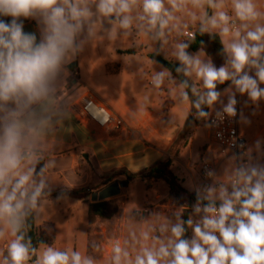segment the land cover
Returning a JSON list of instances; mask_svg holds the SVG:
<instances>
[{
    "label": "crops",
    "instance_id": "crops-1",
    "mask_svg": "<svg viewBox=\"0 0 264 264\" xmlns=\"http://www.w3.org/2000/svg\"><path fill=\"white\" fill-rule=\"evenodd\" d=\"M97 2L90 0L93 15L84 22L74 48L66 54L52 81L53 91L46 99L32 105L36 115L30 135L34 138L35 156L22 162V171L34 167L36 172L38 160L43 159L46 173L37 178L34 172L32 180L37 184L43 180L44 190L90 188L96 192L112 184H106L107 178L116 172L139 174L171 160L173 172L187 190L199 192L201 196L207 195L209 187H215L218 192L219 182L225 177L222 168L235 165L237 156L232 152L221 153L212 144L207 120L226 105L231 96L241 100L239 128L248 142L244 155L251 159L264 156V98L253 101L247 93H240L231 81L217 83L218 92L226 97L209 106L204 124L201 116L194 112L190 97L184 100L181 96V91L186 92V89H181L179 80L149 57L159 52L166 59L180 63L176 57L177 45L183 43L188 45L186 51L190 55H198L204 62L211 60L203 50L189 51L192 40L183 38L186 30L194 33L200 30V20L194 21L190 13L195 12L199 17L201 10L189 5L184 11L174 12L175 19L169 22L161 36L158 27L149 30L146 22L138 20L139 6L133 9V22L125 29L114 16L98 13ZM254 3L261 16L247 22L248 30H254L257 24L264 26V0H254ZM165 7L171 11L168 0H165ZM224 10L237 20L231 9V0H225ZM203 11L211 16L215 9L205 6ZM28 19L24 31L35 33L39 42L43 24L39 17ZM206 33L217 34L214 30ZM131 50L134 53H128ZM162 71L169 75L160 87H156L153 77ZM250 74L254 75L255 69ZM191 75L196 77L195 73ZM260 87L264 88V83ZM84 95L96 98L114 117L122 120L123 125L101 127L89 118L80 117L75 104ZM9 106L14 107L11 102ZM205 161L218 163L215 181L209 186L203 184L201 174V165ZM125 180V175H119L113 182ZM133 186L141 188L138 200H130L128 190ZM169 191L163 180L147 188L140 178L134 179L113 198L121 201L120 211L111 219H100L94 224L89 219L91 197L89 202L69 195L38 200L36 226L43 228L46 223L54 224L56 240L52 246H41L37 259L45 248L53 247L62 251H79L93 259L94 264H112V255L106 253L105 248L116 239L122 240L123 247L133 259L142 246L158 247L159 241L167 243L171 226L185 219L181 217L184 207L169 197ZM216 197L217 194L215 203H220ZM202 200L209 203L207 199ZM196 214L199 223L201 217ZM162 227L166 230L161 231ZM145 232L149 236L147 241L142 237ZM193 236L192 226H189L187 239L191 240ZM11 239L13 237L7 232L0 239V264L7 257V245ZM128 239L132 241L131 245H128ZM27 264H34L31 258Z\"/></svg>",
    "mask_w": 264,
    "mask_h": 264
},
{
    "label": "clouds",
    "instance_id": "clouds-1",
    "mask_svg": "<svg viewBox=\"0 0 264 264\" xmlns=\"http://www.w3.org/2000/svg\"><path fill=\"white\" fill-rule=\"evenodd\" d=\"M90 0H0V239L9 234L13 239L7 245V257L2 264H27L36 249L31 241L25 242L21 231L29 209L37 206L38 198L45 189V182L32 180L34 167L21 170L22 162L34 158L33 131L35 110L32 105L46 99L53 91L54 80L69 50L74 48L76 36L84 22L93 15ZM98 0L96 10L103 16H114L120 27L129 28L133 22V9L140 7L138 20L146 22L148 29H160L159 35L175 19L174 12L192 9L201 10L197 17L201 32L216 31L227 59L217 68L211 60L204 62L198 55H190L187 44H178L176 57L182 67L176 69L186 76L195 73L203 81L207 92L199 95L195 107L211 106L220 93L217 83L231 81L240 93H247L257 101L264 98V26L257 24L248 30V23L260 18L254 0H231L235 18L241 22L237 27L233 17L225 8V0ZM215 9L209 16L205 9ZM10 17V20L4 19ZM40 18L43 24L42 38L37 42L35 33L24 31L23 19ZM242 30H245L242 34ZM255 69V74L250 71ZM166 71L153 77V84L160 87ZM187 87V82L181 89ZM184 100L188 93L181 91ZM11 102L14 107L9 106ZM234 96L229 97L223 111L235 115ZM200 116L207 113L199 111ZM210 176L213 173H208ZM231 193L221 185L218 192L220 204L215 203L217 189L209 187L207 195L197 193L195 212L204 215L193 226L191 240L182 238L185 228L180 221L171 226V237L167 243L158 242L142 246L134 259L121 245L112 246V264H264V167H237L231 178ZM201 199L208 204L201 207ZM166 228L162 227L161 231ZM217 233L219 235H217ZM145 241L148 233H143ZM36 264H94L93 259L79 251L45 248Z\"/></svg>",
    "mask_w": 264,
    "mask_h": 264
},
{
    "label": "trees",
    "instance_id": "trees-1",
    "mask_svg": "<svg viewBox=\"0 0 264 264\" xmlns=\"http://www.w3.org/2000/svg\"><path fill=\"white\" fill-rule=\"evenodd\" d=\"M4 19L10 20V17H5ZM23 19L24 24L29 21V19ZM189 51H205L211 58L212 63L217 67L225 65L227 56L223 52V46L220 43V37L218 34L201 32L198 30L195 34V38L189 44ZM128 53H134L133 50ZM152 61L165 67L176 79L179 80L181 84L187 82V87H185L188 96L192 100L194 112L199 115V111L207 113L205 117L209 115V105L201 104L200 109L195 107V101L199 98V95H204L200 93V90L195 87L196 84L192 83L189 75H185L183 72H177L178 67H182L181 63H175L169 59H166L159 52L152 53L149 55ZM195 87L199 95H194L192 88ZM192 121H195L192 119ZM173 162L171 160L164 161L156 164L153 167L148 168L146 171L139 174H132L127 171H120L110 175L107 178L108 183H113L114 179L119 175L126 176V182L128 185L134 179L140 178L147 188L152 187V185L159 180H163L169 186V197L177 204L180 205H191L194 201H197V194L187 190L183 185L181 180L175 175L172 170ZM46 173L45 162L43 159H39L35 176L37 178L43 176ZM93 190L90 188H69L63 191L51 192L48 190H43L41 197L38 200L45 197H55L69 195L82 199L89 202ZM220 203H217L219 205ZM122 203L118 199H110L105 201L91 202L89 203V219L90 223L94 224L100 219H111L114 217L121 209ZM36 207L29 209L28 215L25 217L24 226L22 232L25 235V242L31 241V247L36 249V253L31 255V262L36 264L37 251L41 246L48 245L52 246L55 244L56 240V230L52 223H46L43 228H38L36 226ZM189 220L188 216L184 219V236L182 238L187 239L189 232V225L187 224Z\"/></svg>",
    "mask_w": 264,
    "mask_h": 264
},
{
    "label": "built area",
    "instance_id": "built-area-1",
    "mask_svg": "<svg viewBox=\"0 0 264 264\" xmlns=\"http://www.w3.org/2000/svg\"><path fill=\"white\" fill-rule=\"evenodd\" d=\"M235 26H240V21L233 20ZM193 31L186 30L183 34V38L187 41L193 40L195 38ZM237 103L235 104L236 114L228 115L223 111L224 106H222L218 111L214 112L208 117L207 125L211 134L212 144L216 146L221 153H234L237 158L243 153H246L248 147V142L241 135L239 128V119H240V105L241 100L236 99ZM75 108L82 118H89L94 121L101 127H120L123 125L122 120L114 117L110 110L99 102L96 98L91 95L81 96L75 104ZM211 172L213 175H209ZM218 172V163L217 161H205L201 165V174L203 184L205 186L211 185L216 178ZM197 201L192 205V208L195 210ZM208 203H205L201 199V207L205 206ZM218 207L219 205L216 204ZM202 219L204 213H199ZM201 221V220H200ZM217 235H219L217 233ZM120 241L123 246L121 239H116L110 243V251L112 252V246L114 242Z\"/></svg>",
    "mask_w": 264,
    "mask_h": 264
},
{
    "label": "rangeland",
    "instance_id": "rangeland-1",
    "mask_svg": "<svg viewBox=\"0 0 264 264\" xmlns=\"http://www.w3.org/2000/svg\"><path fill=\"white\" fill-rule=\"evenodd\" d=\"M189 78L191 79L192 83L196 84L195 87L198 88L200 90V93L205 94L207 92V89L204 88V86L202 85V80L198 79L197 77L193 76V75H189ZM219 87L217 84L216 87V91H218ZM224 97H226V94H220L217 101L214 102L213 104H217L221 99H223ZM211 111H213V109H211ZM200 120L202 123L206 124V118L205 116H201ZM217 148V147H216ZM218 149V148H217ZM219 150V149H218ZM235 165H225L224 168H222V171H224V179L221 180L219 183V185H224L225 187H227V190L229 193H231L232 191V187H231V178L233 176V172L237 167L240 166H258V167H264V156H259V157H255L254 159H251L248 155H244L243 153L240 155L239 159H234ZM247 162V163H246ZM141 192V188L137 187V186H133L130 187L128 190L129 193V197L130 200H138L139 195ZM219 192V191H218ZM218 192L216 193L218 195ZM74 200V199H72ZM183 206V211H182V219L185 218V216H188L189 219H191L193 221V226L197 223V221L199 220V216L198 214H196L194 212V209L192 208V204L191 205H181ZM132 241L130 239H128V245H131ZM98 247H100V243H98L97 245ZM130 248V247H129ZM110 242L107 244V247L105 248L106 253H108L109 255H112V252L110 251ZM101 251H102V247H101ZM104 252V250H103Z\"/></svg>",
    "mask_w": 264,
    "mask_h": 264
},
{
    "label": "water",
    "instance_id": "water-1",
    "mask_svg": "<svg viewBox=\"0 0 264 264\" xmlns=\"http://www.w3.org/2000/svg\"><path fill=\"white\" fill-rule=\"evenodd\" d=\"M127 187H128V182L126 181L113 182L112 184L106 186L105 188L99 191L93 192L91 194V200L93 202H98V201H105V200L113 199L119 196L122 193V190Z\"/></svg>",
    "mask_w": 264,
    "mask_h": 264
}]
</instances>
